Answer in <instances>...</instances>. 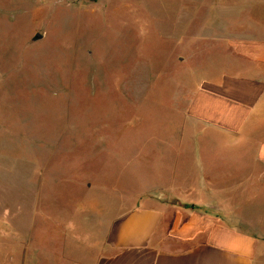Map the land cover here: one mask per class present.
<instances>
[{
  "label": "rangeland",
  "instance_id": "rangeland-1",
  "mask_svg": "<svg viewBox=\"0 0 264 264\" xmlns=\"http://www.w3.org/2000/svg\"><path fill=\"white\" fill-rule=\"evenodd\" d=\"M258 1L0 0V264L89 262L141 203L152 151L184 172L189 154L170 135L193 129L185 101L228 73L235 34L258 24H223L220 7ZM240 134L226 143H264V98ZM219 171L223 211L158 197L205 224L249 219L262 242L264 179L239 190L247 170Z\"/></svg>",
  "mask_w": 264,
  "mask_h": 264
},
{
  "label": "crops",
  "instance_id": "crops-1",
  "mask_svg": "<svg viewBox=\"0 0 264 264\" xmlns=\"http://www.w3.org/2000/svg\"><path fill=\"white\" fill-rule=\"evenodd\" d=\"M220 8L223 24L226 19L235 26L258 24L235 34L226 54L228 73L200 84L187 97L181 114L193 129L170 135L181 153L189 154L184 172L177 168L173 177L174 167L159 162L169 152L165 148L152 151L155 162L148 167L153 177L139 181L146 188L135 197L141 203L106 228L89 262L77 264H257V256H262L264 264V237L260 242L251 220L227 224L220 219L205 224L204 212H184L158 197L168 193V200L223 211L226 191L220 186L226 181L219 171L223 164L232 162L240 173L248 171V178L237 183L239 190H245L244 185L248 190L255 176L264 179V143H226L228 138L243 136L241 131L264 98V0L244 9Z\"/></svg>",
  "mask_w": 264,
  "mask_h": 264
},
{
  "label": "water",
  "instance_id": "water-1",
  "mask_svg": "<svg viewBox=\"0 0 264 264\" xmlns=\"http://www.w3.org/2000/svg\"><path fill=\"white\" fill-rule=\"evenodd\" d=\"M42 38H43V35L40 34V33H38V34H36V35L33 37V41H38V40H40V39H42Z\"/></svg>",
  "mask_w": 264,
  "mask_h": 264
},
{
  "label": "trees",
  "instance_id": "trees-1",
  "mask_svg": "<svg viewBox=\"0 0 264 264\" xmlns=\"http://www.w3.org/2000/svg\"><path fill=\"white\" fill-rule=\"evenodd\" d=\"M186 207H190V208H193V209H194V208H196L197 206H195V205H192V204H191V205H189V204H186Z\"/></svg>",
  "mask_w": 264,
  "mask_h": 264
}]
</instances>
